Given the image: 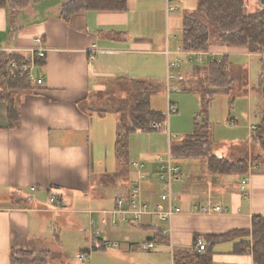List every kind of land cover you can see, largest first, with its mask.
Wrapping results in <instances>:
<instances>
[{"label":"crops","instance_id":"1","mask_svg":"<svg viewBox=\"0 0 264 264\" xmlns=\"http://www.w3.org/2000/svg\"><path fill=\"white\" fill-rule=\"evenodd\" d=\"M144 1L145 5L136 3L135 10L128 7L127 0L125 10L81 9L69 18L61 15L64 0H41L23 8L0 6V50L29 58L33 54L34 38L39 35L43 37L45 48L44 57L36 58L34 68L42 82L30 80V89L14 93L20 112L19 125H8L7 102L0 100V264H10L12 250L27 248L50 249L53 256L48 264H68L57 258V250L41 246L43 225H47V230L52 228L51 219L46 223V214L59 217L67 225L60 236L53 231L57 244L60 239L64 243L76 238L74 240L91 247L93 236L99 240L100 246L85 264H128V258L130 261L133 258L130 249L134 243L150 241L168 247L171 264H174L176 250L194 248L195 233L251 229L254 217L264 215V160H256L251 155L248 156L249 172L244 176L248 178L246 191L241 189V181L232 185L231 178H224L226 173H212L208 164L206 170L198 174L200 176L196 171H188L190 175L184 172L182 179L173 182L174 203L184 210L172 216L166 228L158 220L167 219L155 213H145L138 224L122 221L111 212L116 199L128 193L139 175L132 163L134 160L128 159L130 153L145 157L139 161L147 174L140 181L141 191L143 198L153 205L160 200L163 190L158 173L159 154L165 155L161 153L167 146L171 149L173 143L188 134L172 140L169 130L166 135L158 131L155 137L141 133L137 137L130 133L127 162L121 164L117 159L116 140L121 117L127 109L104 107L110 101L105 95L109 83L127 78L132 84L126 87L130 89L129 109L137 79L145 80L149 91H153L159 88L154 76L166 73L165 79L160 78V88L167 89L169 61L184 48L182 39L172 44L169 33L166 38L161 34L157 39L154 36L153 23L157 20L154 15L164 9L169 12L166 0ZM248 6L256 9L254 0H249ZM244 53L253 55L243 46L217 40L210 44L206 55L210 54L211 60L228 58L229 83L217 89L231 88L233 67L238 64L236 57ZM208 64L192 67L186 64L178 73L175 70L179 67L172 68L177 75L175 80H169L175 86L172 88L195 87V91H199L198 84L202 83L207 84L208 93L211 89ZM0 86H5L1 74ZM169 91L167 89V97ZM179 96L177 99L182 100L183 105L190 100ZM177 99L172 101L176 106L179 105ZM210 104L211 100L208 108ZM166 110L168 112V106ZM263 113L264 110L258 122L251 123L250 132ZM195 119L199 120L194 117L191 130ZM203 119L208 120L207 114ZM208 123L211 136L212 122L208 120ZM197 158L177 157V161L180 160L179 164L181 159L189 161V167L194 169L199 163ZM52 195L56 200H50ZM200 204H219L222 211L198 214L194 211ZM172 223L174 232L170 235L164 229L171 231ZM136 225L149 229L148 234L142 236ZM184 226L193 230V245L185 243L180 234ZM94 228H99L101 233L95 234ZM159 228L164 235L156 239ZM107 240L123 241L122 250H107L103 244ZM224 242L214 245V264H254L250 252H237L236 246H225Z\"/></svg>","mask_w":264,"mask_h":264},{"label":"trees","instance_id":"2","mask_svg":"<svg viewBox=\"0 0 264 264\" xmlns=\"http://www.w3.org/2000/svg\"><path fill=\"white\" fill-rule=\"evenodd\" d=\"M41 0H0V6L23 8ZM127 0H64L61 15L69 18L81 9L125 10ZM198 13L184 16L182 25V45L187 50L206 51L211 42L217 41L235 46H243L248 52L264 53V6L253 12L245 10V0H199ZM11 59L19 62L27 59L17 53L0 50V74L5 81L0 88V100L8 106V125L16 127L20 123V112L16 106L14 93L30 89L31 81L25 76L9 77L7 66ZM228 58L214 59L208 64V79L211 86L207 97H203V106L208 108L217 88L229 83ZM136 93L129 111L124 113L119 125L116 140V156L121 164L128 158V136L135 131L155 130L153 123L165 120V112L154 108L151 103L149 83L135 81ZM135 92V91H134ZM120 121V122H121ZM251 141L255 145L254 159L264 160V113L260 122L251 132ZM213 141L209 133L208 120L195 119L193 130L181 141L173 143L171 151L176 157H204L212 173L249 172L248 158L227 159L213 152ZM159 239L164 233L156 229ZM166 236V235H165ZM202 237L206 247L202 251L179 249L174 253V264H214V245L223 241H234L237 252H250L254 264H264V218L255 216L251 229H231L224 233H195L194 240ZM53 256L50 249H14L10 253V264H48Z\"/></svg>","mask_w":264,"mask_h":264},{"label":"rangeland","instance_id":"3","mask_svg":"<svg viewBox=\"0 0 264 264\" xmlns=\"http://www.w3.org/2000/svg\"><path fill=\"white\" fill-rule=\"evenodd\" d=\"M139 1V2H138ZM146 1L144 0H128V7L132 10H135L137 4L140 6L141 4L145 5ZM137 3V4H136ZM249 0H245V10L247 12L255 11L262 7L264 4L262 0H254L256 9L252 10L248 6ZM198 4L199 0H183L179 2V8L177 10L169 11L168 13L165 12V9L159 15L155 14L154 17L155 22L153 23L154 29V36L155 38H159V34H161L164 38L169 35L171 36L170 40L172 44H175L177 41L182 39V25H183V18L186 14L191 12L198 13ZM135 13V12H134ZM136 14V13H135ZM161 14V15H160ZM214 39L211 43L215 42ZM204 60L199 61L195 60H187L186 54H182V63L181 66L175 70V72H179V70L183 69L184 65H188L192 67L193 65H204L209 63V55L204 54ZM236 63L233 67L234 75H233V84L231 88L228 90L224 89H217L211 98V104L209 108L205 109V106L202 104L203 97H207L208 94L205 91L207 84L204 86L202 83L198 84L199 91H195L194 88H188L185 90H180V87L171 88L169 91V97H167V89H161V79L162 76L165 79V74H156L154 78L155 81L159 82V88L150 91V96L152 97V105L153 107L162 110L166 113L165 120L163 121L165 126L158 130H149V131H137L136 133L132 132L133 134L143 135H151L153 137L158 134V131H162L165 135L168 134L171 136L172 140H177L182 138L186 133H190L192 130V123L194 121V117L197 116L201 119L204 114H207L208 120L212 122V130H211V139L213 141L212 150L214 153L223 156L227 159L236 160L239 158H248L249 155L254 157L255 153V145L251 141V123H256L260 119V115L264 110V53H253V55L249 56L247 53L239 54L236 57ZM229 71V70H228ZM166 72V70H165ZM229 74V72H228ZM4 80V79H3ZM175 80V79H174ZM109 91L105 93L108 96L109 102H107L104 107L110 109H127L126 113L129 111L128 101L130 98V89L127 90L126 87L132 86L129 83L127 78L115 80L112 83H109ZM1 88V86H0ZM183 97L190 98L189 101H186L183 105V102L179 101L177 97L180 98L179 95ZM168 99L174 101L177 99L179 105L177 112H172L167 116V106H168ZM209 109V110H208ZM208 111V112H207ZM172 118V120H171ZM126 118L121 121V124H125ZM179 126L178 130L174 129L175 126ZM168 126V127H167ZM194 126V125H193ZM167 132V133H166ZM134 136V135H133ZM136 136V135H135ZM165 143L168 140H164ZM244 147V149H242ZM167 149L162 152L161 154H166L168 152ZM252 150V152H251ZM133 151V150H132ZM134 152V151H133ZM140 153H130V158L134 161H140V159L145 158L144 155H139ZM158 154V153H157ZM151 155H156L155 152H151ZM158 156V155H157ZM160 156V154H159ZM199 163L197 167L195 166L194 169L189 167V161L181 159V167L182 173L184 177V172H195L196 174H201L206 170L207 160L204 157L197 158ZM180 163V160H179ZM189 175L191 173H188ZM247 174V173H246ZM195 174L191 175L194 176ZM200 176V175H198ZM221 176V175H218ZM226 180L231 178L232 185H236L241 179L245 176V174H236V173H227L223 175ZM218 178V177H214ZM222 178V177H220ZM208 205V204H205ZM182 210H184L182 208ZM194 211V210H193ZM198 214H205L201 211H194ZM176 213L173 215V217ZM46 223L51 219L52 228L48 230L46 228L47 225H43L42 231V238H41V246L42 248H53V250H57L58 256L57 258L60 260H65L68 264H85L87 259L81 260L79 259L76 254L82 248L86 250L91 249L90 246H86L85 244L80 243V241L74 240L76 238H72L71 240L65 241L64 243L61 241L59 244L56 243L55 234H52L53 231L58 233L60 236L64 226L63 221L59 218L54 216L53 214H46ZM172 217V218H173ZM242 219V218H241ZM245 219V218H244ZM159 224L163 225V228L168 227L167 225L168 220H158ZM184 223V222H182ZM139 224V223H138ZM189 225V224H188ZM135 227V225H131ZM190 226V225H189ZM136 230L140 234H144L146 236L149 229H145L142 226L136 225ZM146 231V233H145ZM54 232V233H55ZM142 232V233H141ZM144 232V233H143ZM174 232V224L172 223V230H168L167 233L173 235ZM64 233V231H63ZM62 233V234H63ZM182 235L184 242L193 245V230L189 229V227L184 226L183 231L180 232ZM232 241H225V246H231L232 244L235 246L234 242ZM121 245L123 241H121ZM63 243V244H62ZM141 242L134 243V247L130 249V255L133 256L132 260L128 258V264H171L170 261V249L162 243L154 242L155 246L151 248V250H146L141 248ZM58 245V246H56ZM121 245L119 246H110L108 245L106 248L107 250H116L121 251ZM186 245V246H190ZM100 246V242L98 239L95 240V247L91 251L94 252L96 248ZM155 248V249H154Z\"/></svg>","mask_w":264,"mask_h":264},{"label":"built area","instance_id":"4","mask_svg":"<svg viewBox=\"0 0 264 264\" xmlns=\"http://www.w3.org/2000/svg\"><path fill=\"white\" fill-rule=\"evenodd\" d=\"M179 2L181 0H166V8L169 11L177 10L179 8ZM35 46H33V54L29 58L19 62L16 59H11L7 66V74L9 77H17V76H25L29 80H36L38 83L42 82L41 77H36V74L34 72V68L37 66V57L42 58L45 55V48L42 45L43 37L42 36H36L34 38ZM177 57L169 61L168 68L169 71L167 72V89L170 90L174 85L170 83V79H176L177 75L175 72L171 71L172 68H178L181 66L182 61V54H186L187 58L189 60H199L203 61L204 54H206V51H195V50H187L185 48H180L177 51ZM210 55V54H209ZM210 59V57H209ZM210 61H212L210 59ZM175 87V86H174ZM178 110V107L176 104L172 101H169L168 103V115L172 112H176ZM153 126L155 129H161L165 126L164 122L156 121L153 123ZM160 160V167L158 170L159 176L161 180L163 181L162 186L163 190L160 194V200L157 201L155 204L151 205L149 202H147L143 196L141 191V184L140 181L142 178L146 177V172L143 170V163L139 161H133V165L138 170V178L135 180L128 193L126 195L120 196L116 199L115 206L111 209V212L114 215H119L120 219L122 221L128 222V223H138L141 220V217L145 213H155L160 218L163 219H171V217L175 214L181 211L182 207L181 205L174 203L175 196L173 194V182L175 180L182 179L183 174L180 167V164L177 161V157L172 153L171 149L168 150V152L165 155L159 156ZM241 189L243 191H246L248 188V178L243 177L241 179ZM34 189L35 186H32ZM51 201L56 200V196L52 195L50 197ZM195 210L201 211V212H211V211H222V207L219 204L214 205H205L200 204L195 206ZM264 218V215H262ZM94 223V222H93ZM95 234H100L101 230L99 228H94ZM165 232L168 231V229H164ZM96 237L93 236V240L91 241V249L93 250L95 247V239ZM105 246H119L121 245V242L118 240H107L103 243ZM143 249H151L155 246L154 242H141L139 245ZM206 247V242L202 237H199L194 242V248L197 251H202ZM91 249L83 250L77 252L76 256L81 259H89L91 256Z\"/></svg>","mask_w":264,"mask_h":264},{"label":"water","instance_id":"5","mask_svg":"<svg viewBox=\"0 0 264 264\" xmlns=\"http://www.w3.org/2000/svg\"><path fill=\"white\" fill-rule=\"evenodd\" d=\"M262 3L264 4V0H262ZM263 90H264V86H263Z\"/></svg>","mask_w":264,"mask_h":264}]
</instances>
